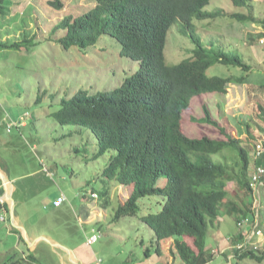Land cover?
Segmentation results:
<instances>
[{
	"label": "rangeland",
	"instance_id": "1",
	"mask_svg": "<svg viewBox=\"0 0 264 264\" xmlns=\"http://www.w3.org/2000/svg\"><path fill=\"white\" fill-rule=\"evenodd\" d=\"M48 1L0 0V44L20 42L19 47H0V157L3 159L0 165L11 176L29 177L16 183L13 196L16 206L22 202L28 210L21 206L16 210L19 213L24 208L29 212L36 234L46 233L62 245L51 249L49 242L40 240L33 251L36 261L32 264H62L60 256L66 264H178L179 257H173L169 250L172 239L161 240L157 251L154 233L142 220L147 212L161 208L162 196L141 197L135 214L115 218L119 203L131 193L130 187L101 175L115 150L91 158L97 151L94 135L77 124L62 125L51 115L60 107L63 97L70 98L79 90L95 93L119 87L134 75L138 62L120 56L118 44L110 35H103L84 49L75 45L64 49L57 41L63 30L57 28L53 32L54 26L65 16L76 17L88 11L95 3L62 0L63 8L56 10ZM217 8L226 14L249 13L254 21L241 23L226 16L194 19L197 33L207 46L238 50L252 70L244 83L229 84L226 94L208 93L193 98L183 113L184 131L190 137L203 134L221 137L214 126L198 122L206 105L213 119L225 124L232 135L244 142L251 156L252 173L257 166L254 143L264 131V0H251L247 7H237L231 0H211L204 9ZM181 26L176 22L168 30L164 48L167 64H176L192 54L194 43L180 31ZM206 72L209 75L244 73L218 63ZM220 155L214 154L212 158L217 161ZM163 181L159 179L160 187ZM260 181L255 186L259 191V206L254 205L255 188L245 196L258 222L253 219L238 225L234 216L225 212L227 201L221 204L218 219L208 227L205 239L207 251L216 250L208 264H264V260L257 262L250 257L239 259L233 255L228 259L222 253L230 237L243 224L260 228L256 244L262 249L264 177ZM229 183L234 186L229 185L226 200L240 206L243 192L235 182ZM25 185L32 194H38L35 199H30L33 194L23 201L28 194ZM59 195L65 196L67 202L59 207L52 205L56 210L50 207L44 210V205L48 206ZM14 228L17 229L12 221L0 219V264H11L12 258L23 260L31 252L23 237L21 240L19 234L10 232ZM92 233L97 237L89 244L87 237ZM242 234H246L248 241L254 236L252 232ZM22 264L28 261L23 260Z\"/></svg>",
	"mask_w": 264,
	"mask_h": 264
},
{
	"label": "trees",
	"instance_id": "2",
	"mask_svg": "<svg viewBox=\"0 0 264 264\" xmlns=\"http://www.w3.org/2000/svg\"><path fill=\"white\" fill-rule=\"evenodd\" d=\"M92 1L95 4L88 11L76 17L65 16L54 26L53 32L57 28L63 30L57 41L64 49L74 45L84 49L103 35H110L118 44L119 55L137 61L138 67L132 77L113 90L95 93L79 90L70 98L63 97L60 107L51 115L62 125L77 124L94 135L97 151L91 158L115 150L101 175L131 188L129 196L119 203L115 218L135 214L139 198L161 195V208L142 216L154 233L156 250L159 251L161 240L170 238L173 257H179L183 264H206L215 252L206 249L208 227L218 219L220 206L229 195L228 183L237 184L244 194L243 200L252 193L251 156L239 137L211 117L206 105L198 122L214 126L221 137L188 136L183 113L195 97L226 94L229 84L244 83L252 66L236 49L204 44L194 19L226 16L245 23L254 21V17L243 12L226 14L219 8L205 10L211 0ZM231 1L237 7H247L251 0ZM48 4L56 10L64 6L62 0H49ZM176 22L182 24L180 31L190 37L194 48L189 57L167 64L164 55L167 33ZM14 46L19 47L20 42L0 44V47ZM217 63L244 73L207 74V69ZM214 154H221L219 160L212 158ZM255 163L264 167V155ZM161 178L163 187L158 185ZM244 201L245 212L233 211L238 225L243 217L249 218L246 213L254 217L251 203ZM4 207L7 209L6 204ZM14 231L23 240L19 230ZM244 239L243 234L236 237L237 242ZM233 253L239 259L264 260V249L252 248L243 253L233 249ZM23 260L32 264L36 256L30 252ZM23 260L11 263L22 264Z\"/></svg>",
	"mask_w": 264,
	"mask_h": 264
},
{
	"label": "crops",
	"instance_id": "3",
	"mask_svg": "<svg viewBox=\"0 0 264 264\" xmlns=\"http://www.w3.org/2000/svg\"><path fill=\"white\" fill-rule=\"evenodd\" d=\"M14 151H15V149H14ZM17 151V150H16ZM0 159H1V162L3 161V159L0 157ZM0 170L2 171V173L3 174H5L10 180H11V182L13 183V186H12V197L14 196V194H15V192H16V189H17V186H16V183H20V182H22V181H25L26 179H29V177H18V176H11L3 167H1V165H0ZM36 184H38V183H36ZM39 185V184H38ZM229 185L231 186V187H233L234 185L232 184V183H229L228 184V188H229ZM26 187H25V193H27V191H28V194H27V196H25L24 197V199H23V201H25L28 197H31L33 194H35L34 196H32V198H30V199H35L36 198V196L38 195V194H36V192H33V194L30 192V190H29V187H28V185H25ZM6 191V188L4 187V184H3V182L0 180V212H5L6 213V215H1L0 214V219L1 220H3V221H5V220H8V221H12L11 220V218H10V208H9V204H8V202H7V200L4 198V196H3V194H4V192ZM243 198V196L241 195V199H240V206H238L237 205V208L238 209H236L235 208V205H234V201H232L230 198V200H226L227 202H226V204L225 205H227V208L225 209V212L226 213H230V214H232L233 215V211H235L236 210V212H245V201L244 200H246V198L243 200L242 199ZM30 199H29V201L27 202V203H30ZM55 199V198H54ZM54 199H52V201H49V203H48V206L47 205H44V210L45 209H48V207H50V208H53L54 209V207L52 206L53 205V200ZM228 199V198H227ZM67 202V201H66ZM65 202V203H66ZM4 204H6L7 205V209L4 207ZM33 204V203H32ZM236 204V203H235ZM27 205V204H26ZM63 205V204H62ZM17 206H21V208L22 207H25V209H27L28 210V208L26 207V206H23L22 205V202H20ZM16 204H14V221H16L20 226H22V227H24L26 230H27V236H28V238H29V240H34L33 242H34V244L33 245H31V246H29V250L31 251V252H33L35 249H36V247H37V245H38V243L40 242V240H42L43 238H41L42 236H40V235H44L45 237H47L50 241H52V242H57V243H61L60 241H57L56 239H54L53 237H51V236H49L48 234H46V233H43V232H40V233H37L36 234V232H37V230H33V226H32V224L30 223V218H31V216L29 215V212H27L24 208H23V210H22V212H17V210H16ZM54 210H56V209H54ZM250 213H246L245 215L246 216H248L249 218H250V220H253L254 219V217H251L250 215H249ZM246 218V217H245ZM248 218V219H249ZM235 221H236V219H234ZM249 224V223H248ZM250 225V224H249ZM11 226V225H10ZM12 227V226H11ZM250 230V231H249ZM30 231L32 232V235H31V233H30ZM10 232L13 234V235H15L14 233H15V231L13 230V229H10ZM245 232H248V234L251 232V229H250V227L247 225V226H245L243 229H239L238 230V232L235 234V235H233V236H231L230 237V241H229V245H227L226 247H223V250H222V253L229 259V258H231L233 255H234V253H233V248H232V246H233V244L234 243H236L237 242V240H236V237H238V235H240V234H242V233H245ZM47 235V236H46ZM245 235V234H244ZM254 238V240H256L257 241V237H253ZM261 237H259L258 239H260ZM239 241V240H238ZM232 244V245H231ZM262 249H264V241L262 242ZM52 246V245H51ZM31 247H34V249H32ZM54 248H59V247H54V246H52L51 247V249H54ZM216 251V250H215ZM235 256V255H234ZM61 257V263L62 264H66V262H64V260H63V257L62 256H60ZM74 257V256H73ZM175 257V256H174ZM171 258H172V256H171ZM75 259V258H74ZM11 262L13 261V258L10 260ZM75 261H76V259H75ZM171 262H172V260H170ZM10 262V263H11ZM77 262V261H76ZM12 264V263H11ZM178 264H183V262L180 260L179 261V263ZM206 264H208V262L206 263ZM227 264H229V262L227 263Z\"/></svg>",
	"mask_w": 264,
	"mask_h": 264
},
{
	"label": "built area",
	"instance_id": "4",
	"mask_svg": "<svg viewBox=\"0 0 264 264\" xmlns=\"http://www.w3.org/2000/svg\"><path fill=\"white\" fill-rule=\"evenodd\" d=\"M22 119V117H21ZM23 124V122H22ZM10 127V126H8ZM254 155L255 158H261L264 155V131L260 134L259 138L255 141L254 143ZM264 177V167L257 165L254 168V171L250 174V186L251 189L253 190L255 188V186L259 183L262 182L260 181L261 178ZM254 205L256 207L259 206L260 204V196H259V191L256 190L255 188V193H254ZM67 201L66 197L63 195H59L57 196L54 200H53V206L55 207H59L62 204H64ZM249 219L246 220H241L239 225H241L243 222H248ZM255 220V218H254ZM256 222H258L257 220H255ZM252 229L251 232L254 233L253 237H258L259 234L261 233L260 228L255 227L254 225H251ZM97 235L92 233L90 236L87 237V243L91 244L93 243V241H95ZM253 237L250 241L246 240V234H245V239L243 241L238 242L235 245L234 250L237 251L238 253H243V252H248L250 249H258L257 248V244H256V240L253 241ZM235 255V253H234Z\"/></svg>",
	"mask_w": 264,
	"mask_h": 264
},
{
	"label": "water",
	"instance_id": "5",
	"mask_svg": "<svg viewBox=\"0 0 264 264\" xmlns=\"http://www.w3.org/2000/svg\"><path fill=\"white\" fill-rule=\"evenodd\" d=\"M0 180L3 182L4 187L6 188V191L4 192L3 196L7 200L8 204H9V208H10V218H11L14 226L18 230L21 231L22 237L27 242L28 246H31V245L34 244V242H32V241L29 240L25 229L22 226H20L16 221H14V201H13V197H12V186H13V183L11 182V180L5 174L2 173L1 170H0ZM9 185L11 186V190L8 189L9 188ZM41 238H43L44 240H46L47 242H49L54 247H62L61 244H59L57 242H52L48 238H46L44 236H42Z\"/></svg>",
	"mask_w": 264,
	"mask_h": 264
},
{
	"label": "bare ground",
	"instance_id": "6",
	"mask_svg": "<svg viewBox=\"0 0 264 264\" xmlns=\"http://www.w3.org/2000/svg\"><path fill=\"white\" fill-rule=\"evenodd\" d=\"M8 189H10L11 190V186L9 185V188Z\"/></svg>",
	"mask_w": 264,
	"mask_h": 264
}]
</instances>
